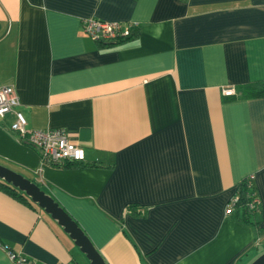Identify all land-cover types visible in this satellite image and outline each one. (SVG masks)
I'll return each mask as SVG.
<instances>
[{"label": "crops", "instance_id": "crops-1", "mask_svg": "<svg viewBox=\"0 0 264 264\" xmlns=\"http://www.w3.org/2000/svg\"><path fill=\"white\" fill-rule=\"evenodd\" d=\"M90 19L139 35L102 47ZM258 83L264 0H0V88H15L29 130H66L96 166L42 164L11 131L14 114L0 118V165L64 208L107 264L264 253V97L242 94ZM250 177L258 228L226 215ZM0 244L36 264H90L38 204L1 186ZM0 264H13L1 246Z\"/></svg>", "mask_w": 264, "mask_h": 264}, {"label": "built area", "instance_id": "built-area-1", "mask_svg": "<svg viewBox=\"0 0 264 264\" xmlns=\"http://www.w3.org/2000/svg\"><path fill=\"white\" fill-rule=\"evenodd\" d=\"M138 27L136 23L124 22H103L94 19L84 22V31L86 35L96 43L110 44L120 42L129 38L132 31ZM237 90L234 87L222 89V95L225 97H236ZM20 101L16 90L12 86L0 88V118H5L9 114H14L15 121L11 125V131L18 139L34 147L40 155L42 164H65L67 162H84L86 158L85 150L72 143L64 129L50 130H29L25 116L18 111ZM251 179H254L250 177ZM238 196H234L226 207V215L232 216ZM260 204L258 200L255 201ZM6 251L10 261L13 264H36L34 261L24 255L10 249L8 246L0 244Z\"/></svg>", "mask_w": 264, "mask_h": 264}, {"label": "water", "instance_id": "water-1", "mask_svg": "<svg viewBox=\"0 0 264 264\" xmlns=\"http://www.w3.org/2000/svg\"><path fill=\"white\" fill-rule=\"evenodd\" d=\"M0 179L24 192L62 226L91 264H107L78 223L36 183L0 165ZM251 264H264V253Z\"/></svg>", "mask_w": 264, "mask_h": 264}, {"label": "trees", "instance_id": "trees-1", "mask_svg": "<svg viewBox=\"0 0 264 264\" xmlns=\"http://www.w3.org/2000/svg\"><path fill=\"white\" fill-rule=\"evenodd\" d=\"M138 35H139L138 27H135L132 31V35L125 40L128 41L133 40L137 38ZM100 45H102V47H106V46L112 47L119 44L118 42H114L110 44L100 43ZM247 87L248 88H244L243 93L241 92L243 95H246L248 97H264V83H258ZM47 164L53 167L63 168V169L96 166L95 164L85 165L83 164V162H67L62 165L53 164V163H47ZM0 186L7 189L13 195L18 196L19 198H24L25 201L30 199L26 194H23L20 190H18L17 188L13 187L10 184L0 181ZM235 195L238 196L239 200L232 214V218L242 222L245 225H251L255 228H258L262 218V210H261L260 197L254 179L245 178L244 180H242L238 185V189ZM256 200H258L260 204H257L255 202ZM134 208H135L134 206H130L128 207V210L132 211Z\"/></svg>", "mask_w": 264, "mask_h": 264}, {"label": "rangeland", "instance_id": "rangeland-1", "mask_svg": "<svg viewBox=\"0 0 264 264\" xmlns=\"http://www.w3.org/2000/svg\"><path fill=\"white\" fill-rule=\"evenodd\" d=\"M87 258V257H86ZM88 260V259H87ZM90 264H91V262H90Z\"/></svg>", "mask_w": 264, "mask_h": 264}]
</instances>
